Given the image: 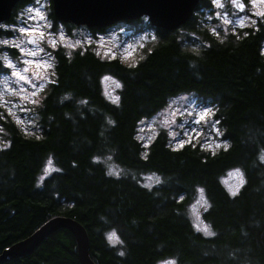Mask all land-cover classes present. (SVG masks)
Segmentation results:
<instances>
[{
    "label": "trees",
    "instance_id": "1",
    "mask_svg": "<svg viewBox=\"0 0 264 264\" xmlns=\"http://www.w3.org/2000/svg\"><path fill=\"white\" fill-rule=\"evenodd\" d=\"M22 4L23 0L17 7ZM167 39L165 36L164 40ZM261 39L264 31L226 46L214 45L194 69L187 67L174 45L162 41L138 69L134 80L124 78L126 88L120 109L103 102L83 79L85 69L101 68L94 53L86 52L72 65L62 61L61 88L52 93L44 111L45 117L48 113L56 116L46 131V139L36 142L14 135L12 147L0 151V253L31 235L50 218L65 216L85 228L89 257L95 264H155L160 255L172 254L179 256V264H236L226 259L225 245H240L243 252L250 249L253 264L257 260L264 264V165L255 162L257 137L264 142V133L258 131L264 129ZM193 72H199L201 79H195ZM192 88L199 98L219 107L218 115L224 117L222 123L227 126L233 147L228 153L209 157L205 163L200 151L185 148L173 153L157 144L147 164L142 162L139 166L157 168L177 178L169 191H186L194 183L207 186L214 206L206 219L218 231L210 239L193 234L184 215L174 211L178 206L172 202L153 199L126 180L109 182L102 178L99 166L94 175L87 171L88 156L97 147L96 131L104 112L118 122L106 133L108 143L118 147L121 160L129 161L136 152L129 136L139 115L158 105L165 95ZM66 89H71L75 96H90L89 105L80 107L74 100L58 105L57 93ZM78 107L85 113L91 108L95 114L80 119ZM66 111L73 113L75 123L63 118ZM244 129L251 133L250 137ZM48 151L57 155L64 172L54 173V178L38 188L33 177ZM73 159L79 160V167L70 166ZM235 164L246 170L249 183L238 198L230 200L218 190L215 179L221 169ZM54 191L60 195L54 197ZM113 227L124 243L110 247L104 232ZM159 244L164 245L162 252L157 251ZM117 248H123V256L117 254ZM2 264L80 263L73 235L60 229L47 235L28 255Z\"/></svg>",
    "mask_w": 264,
    "mask_h": 264
},
{
    "label": "clouds",
    "instance_id": "2",
    "mask_svg": "<svg viewBox=\"0 0 264 264\" xmlns=\"http://www.w3.org/2000/svg\"><path fill=\"white\" fill-rule=\"evenodd\" d=\"M17 5L10 9L9 19H0V151L12 147L14 135L36 142L46 139V131L50 130L56 116L48 113L45 117L44 111L52 93L61 88L62 61L72 65L86 52L94 53L101 68L85 69L83 79L103 102L120 109L126 88L124 78L134 80L139 75L138 69L162 41L174 45L187 67L194 69L214 45L226 46L264 31V0H196L190 19L167 33L157 29L149 13H140L134 26L117 22L97 31L84 22L58 19L55 0H23L22 6ZM165 36L169 39L164 40ZM130 37L134 38L131 43L128 42ZM140 49L144 51L137 55ZM101 51L105 55H101ZM259 53L264 57V39L260 40ZM193 76L201 79L199 72H193ZM90 99L88 95L75 96L71 89H66L57 93L56 103L63 105L65 101L74 100L75 105L83 107L89 105ZM77 112L80 119L95 114L91 108L85 113L78 107ZM218 113L217 105L200 103L194 88L165 95L154 108L142 112L132 125L129 139L136 145V152L133 159L125 161L119 158L118 147L108 143L106 135L118 122L104 112L96 131L97 147L88 156V174L94 175L99 166L102 178L109 182L126 180L153 199L172 202L178 206L174 211L184 215L193 234L199 233L203 239L214 238L218 231L212 221L206 219L214 204L205 184L194 183L186 191H169L171 182L177 178L157 168L139 165L147 164L157 144L173 153L185 148L200 151L205 163L209 157L228 153L233 144L227 137V126L222 123L224 117ZM63 118L76 121L70 111L64 112ZM243 131L251 136L247 129ZM258 131L264 133V129ZM88 143L91 145V140ZM58 160L53 151L42 157L33 177L36 187L54 178V173L63 174L64 167ZM255 162L264 165V142L259 137ZM69 163L72 168L80 164L76 159ZM215 183L227 199L235 200L249 180L246 170L235 164L221 169ZM59 195L53 192L54 197ZM100 219L104 217L101 215ZM104 238L110 247L124 243L114 227L104 232ZM225 247L227 260L253 264L250 249L243 252L240 245ZM163 248V244L157 245L158 252ZM116 251L124 255L123 248ZM155 264H179V256L160 255Z\"/></svg>",
    "mask_w": 264,
    "mask_h": 264
},
{
    "label": "water",
    "instance_id": "3",
    "mask_svg": "<svg viewBox=\"0 0 264 264\" xmlns=\"http://www.w3.org/2000/svg\"><path fill=\"white\" fill-rule=\"evenodd\" d=\"M18 0H0V19H9L10 9ZM196 0H55V15L64 21L87 23L91 28H104L119 21L136 19L149 13L159 28L173 29L190 19ZM67 229L73 235L80 264H95L89 257V241L85 228L76 220L55 216L31 235L13 243L0 253V264L24 257L50 233Z\"/></svg>",
    "mask_w": 264,
    "mask_h": 264
},
{
    "label": "rangeland",
    "instance_id": "4",
    "mask_svg": "<svg viewBox=\"0 0 264 264\" xmlns=\"http://www.w3.org/2000/svg\"><path fill=\"white\" fill-rule=\"evenodd\" d=\"M125 23H126V22H125ZM127 24H128L130 27H131V26H134L135 21H134V22H131V23H127ZM133 39H134V38H131V37H130L128 42L131 43ZM90 46H92V47H98V46H96V45H90ZM141 50H142V49L138 50V52H137L136 54L138 55V54H139V51H141ZM100 54H101V55H105V52H104V51H101ZM199 100H200V103H201V104H211L209 100H204V99H201V98H199ZM224 179L227 180L228 177L225 176ZM112 239H114V237H113Z\"/></svg>",
    "mask_w": 264,
    "mask_h": 264
},
{
    "label": "bare ground",
    "instance_id": "5",
    "mask_svg": "<svg viewBox=\"0 0 264 264\" xmlns=\"http://www.w3.org/2000/svg\"><path fill=\"white\" fill-rule=\"evenodd\" d=\"M117 23V22H116ZM116 23H114V24H116ZM78 256V255H77ZM78 260H79V258H78ZM80 263V262H79Z\"/></svg>",
    "mask_w": 264,
    "mask_h": 264
}]
</instances>
